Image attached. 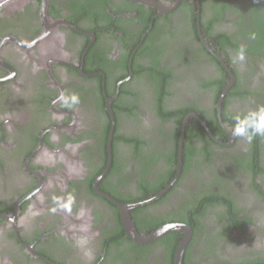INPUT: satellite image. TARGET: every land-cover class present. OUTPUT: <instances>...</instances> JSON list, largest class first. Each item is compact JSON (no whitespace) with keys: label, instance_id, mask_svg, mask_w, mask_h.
I'll use <instances>...</instances> for the list:
<instances>
[{"label":"flooded vegetation","instance_id":"flooded-vegetation-1","mask_svg":"<svg viewBox=\"0 0 264 264\" xmlns=\"http://www.w3.org/2000/svg\"><path fill=\"white\" fill-rule=\"evenodd\" d=\"M260 106L264 0H0V264H264Z\"/></svg>","mask_w":264,"mask_h":264},{"label":"clouds","instance_id":"clouds-1","mask_svg":"<svg viewBox=\"0 0 264 264\" xmlns=\"http://www.w3.org/2000/svg\"><path fill=\"white\" fill-rule=\"evenodd\" d=\"M253 38L254 35H253ZM35 42L28 43L27 46L31 47ZM245 59V53L243 47L237 52L235 60L243 61ZM14 75V74H13ZM10 78V77H9ZM59 102L61 106L75 109V106L81 103L79 94L75 92L66 93L61 92L60 95L56 98V101L53 103ZM236 124L233 128V134L235 136L243 137L247 140L248 143H251L253 138L257 135L264 137V106H260L258 110L249 113L248 116L241 118L240 116L235 117ZM39 189H37L32 195H37ZM38 199L43 200V196H37ZM53 206L49 211L55 214L57 211H65L67 213L72 212V206L76 202V197L72 193H66L65 195H52ZM31 215L38 216L39 211H33L30 207L29 209ZM85 214V210L81 209L79 216L82 217ZM81 231L86 232L87 226H81ZM88 237H79L76 240V246L81 249L86 258L87 264H91V261L94 259L93 250L88 247L89 245Z\"/></svg>","mask_w":264,"mask_h":264},{"label":"water","instance_id":"water-1","mask_svg":"<svg viewBox=\"0 0 264 264\" xmlns=\"http://www.w3.org/2000/svg\"><path fill=\"white\" fill-rule=\"evenodd\" d=\"M136 204L127 206L125 209H130L135 207ZM124 209V211H125ZM127 213V212H126ZM127 223H128V231L129 233L133 236V235H137L135 228L133 227V223L130 221V217L129 214L127 213ZM170 230H179V231H184L185 232V238L180 242V244L177 247L176 250V255H175V264H182V260H183V254H184V250H185V246L188 242V239L190 237V232L186 227H182L181 225H167V226H163L159 229H157L155 232H153L151 235H149L148 237H140L137 236L135 238V240H137L138 242L141 243H147V242H151L155 239H157L159 236H161L163 233L170 231Z\"/></svg>","mask_w":264,"mask_h":264}]
</instances>
